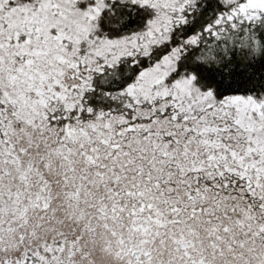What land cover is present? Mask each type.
Returning a JSON list of instances; mask_svg holds the SVG:
<instances>
[{"label":"snow or ice","instance_id":"6c2138e0","mask_svg":"<svg viewBox=\"0 0 264 264\" xmlns=\"http://www.w3.org/2000/svg\"><path fill=\"white\" fill-rule=\"evenodd\" d=\"M0 264H264V0H0Z\"/></svg>","mask_w":264,"mask_h":264}]
</instances>
